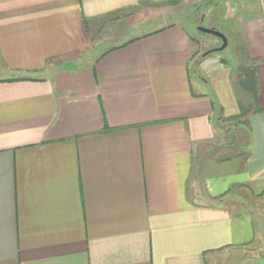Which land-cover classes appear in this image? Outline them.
Returning a JSON list of instances; mask_svg holds the SVG:
<instances>
[{
	"label": "crops",
	"instance_id": "0c3cea01",
	"mask_svg": "<svg viewBox=\"0 0 264 264\" xmlns=\"http://www.w3.org/2000/svg\"><path fill=\"white\" fill-rule=\"evenodd\" d=\"M160 1L0 0V264H214L264 245V0H222L258 91L234 169L203 177L201 160L239 112L208 92L238 90L230 54L178 21L79 58L99 20Z\"/></svg>",
	"mask_w": 264,
	"mask_h": 264
},
{
	"label": "rangeland",
	"instance_id": "374dc122",
	"mask_svg": "<svg viewBox=\"0 0 264 264\" xmlns=\"http://www.w3.org/2000/svg\"><path fill=\"white\" fill-rule=\"evenodd\" d=\"M215 1L216 3H214L209 10H205L204 14L201 12L195 13L193 11L194 6L197 4H199L201 10L204 9L202 7L204 3L203 0L202 2H198L197 0H176V2L170 1L163 4L161 1L157 2V4H140L136 8H131L125 10L123 13H119L113 21L110 19L108 21H103L104 19L99 20L100 27L96 32H93L94 34H91L93 35V39L90 40L89 50L81 52L79 58L84 64L90 63L91 59L101 53L103 49L111 43L130 38L133 35L139 34L141 31L143 32L157 25H167L180 21L198 36L202 52L212 48L214 45L219 46L221 40L208 33L198 31L195 25L216 29L226 36L228 41L227 47L221 51L211 53V55L215 53L219 55V52H221L223 56L224 54H230V61L234 67L232 78L234 83L238 84V68L248 65L247 55L244 52V42L241 40L240 36L237 38V36L232 34L229 30L228 21L225 19L223 1ZM189 14L191 15L190 18ZM189 20H191L192 23ZM114 26L119 27L114 30ZM207 52L209 51H205L204 53ZM53 63H57V61L54 60ZM76 63H69L68 67H73ZM192 74L194 75L193 68ZM211 80H213L212 77ZM215 81L216 82L211 81L208 83V92L210 97H212L214 105H223L225 108L224 110L230 113L239 111V103L241 99L242 101L244 100L243 90L241 91L238 88V91L234 84L231 85L229 81L225 82L221 78ZM236 96L237 101L235 99ZM237 124L239 123L236 120H229L224 124L222 123V125L220 124V126H222V132L218 133L215 147L201 156V160L203 161V177H207L210 172L219 173V171L225 170L224 167L222 169L218 167L220 161L232 158L231 167L234 169L237 165L234 161L237 156L241 157V155H243L240 146L246 140L245 137L242 136L240 130L235 127ZM223 132H226V137H224ZM228 144H231V147H229ZM214 163H216V168ZM195 173H197V167ZM243 176L244 173L241 170L231 174L234 182L237 180L239 181ZM236 194L237 193H234L233 195ZM258 199L264 203V195ZM242 254H248V257H240ZM214 264H264V245L256 246V248L252 245L242 250L237 248L232 249L225 257L218 258Z\"/></svg>",
	"mask_w": 264,
	"mask_h": 264
},
{
	"label": "trees",
	"instance_id": "16d2710c",
	"mask_svg": "<svg viewBox=\"0 0 264 264\" xmlns=\"http://www.w3.org/2000/svg\"><path fill=\"white\" fill-rule=\"evenodd\" d=\"M171 2H176V0H172ZM215 0H207L203 3V10L200 9L199 4L194 6L193 11L195 13H203L212 3H214ZM188 17V15H187ZM191 15L189 14V18ZM192 20V19H191ZM189 20L191 23L192 21ZM167 25H171L167 24ZM165 28V26H161L158 28V30ZM157 31V30H156ZM210 52H207L206 54H209ZM205 54V55H206ZM238 86L240 89H242L244 92H246L250 96L251 103L248 105H244L242 102L239 103V112L238 114L232 116L229 118V120H236L238 123H245L246 122V116L247 113L254 109L258 110V104H257V86L254 76V70L251 66H241L238 68Z\"/></svg>",
	"mask_w": 264,
	"mask_h": 264
},
{
	"label": "water",
	"instance_id": "95a60500",
	"mask_svg": "<svg viewBox=\"0 0 264 264\" xmlns=\"http://www.w3.org/2000/svg\"><path fill=\"white\" fill-rule=\"evenodd\" d=\"M196 28H197L198 31H201L203 33H208L210 35L218 37L221 40V44L218 47H215V48H213L211 50H208L209 52L210 51L211 52L221 51L222 49H224L227 46V38L220 31H218L216 29H213V28H206V27H203L201 25H198Z\"/></svg>",
	"mask_w": 264,
	"mask_h": 264
},
{
	"label": "flooded vegetation",
	"instance_id": "af4514ba",
	"mask_svg": "<svg viewBox=\"0 0 264 264\" xmlns=\"http://www.w3.org/2000/svg\"><path fill=\"white\" fill-rule=\"evenodd\" d=\"M198 25H195V28L197 27ZM218 47V46H217ZM215 48V47H214ZM213 49V48H212Z\"/></svg>",
	"mask_w": 264,
	"mask_h": 264
}]
</instances>
